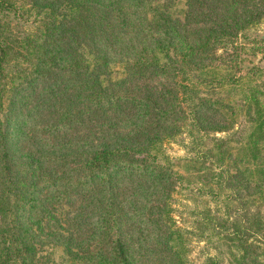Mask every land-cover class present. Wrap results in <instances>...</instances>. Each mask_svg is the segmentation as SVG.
<instances>
[{
  "label": "trees",
  "instance_id": "trees-1",
  "mask_svg": "<svg viewBox=\"0 0 264 264\" xmlns=\"http://www.w3.org/2000/svg\"><path fill=\"white\" fill-rule=\"evenodd\" d=\"M263 20L264 0H0V264H192V241L264 264V70L240 65Z\"/></svg>",
  "mask_w": 264,
  "mask_h": 264
},
{
  "label": "rangeland",
  "instance_id": "rangeland-1",
  "mask_svg": "<svg viewBox=\"0 0 264 264\" xmlns=\"http://www.w3.org/2000/svg\"><path fill=\"white\" fill-rule=\"evenodd\" d=\"M182 8L181 2L176 4L175 13H180V9ZM263 31H264V20L253 29L249 30L246 33V38H241L240 41L244 42V50L241 53V61L240 65L243 69H246L252 65H256L264 70V37H263ZM252 38H255L257 41L256 44L254 43V40ZM252 48H254V52H251ZM248 49L250 51H248ZM164 149L166 152L172 156H182L184 155V149L182 146L178 145L174 142H165L163 144ZM172 207L174 210V217L178 223V225L187 224V221L190 219V214L188 213V210L190 207H192V203L185 199L183 195L175 194L172 201ZM210 253L213 254L212 249H206L204 242H197L192 241L190 243V253L189 257L192 262V264H200L205 255H208ZM39 264H52V262L56 263L60 260L61 253L59 248H50L45 247L44 250L39 252Z\"/></svg>",
  "mask_w": 264,
  "mask_h": 264
},
{
  "label": "water",
  "instance_id": "water-1",
  "mask_svg": "<svg viewBox=\"0 0 264 264\" xmlns=\"http://www.w3.org/2000/svg\"><path fill=\"white\" fill-rule=\"evenodd\" d=\"M263 37H264V31H263Z\"/></svg>",
  "mask_w": 264,
  "mask_h": 264
}]
</instances>
